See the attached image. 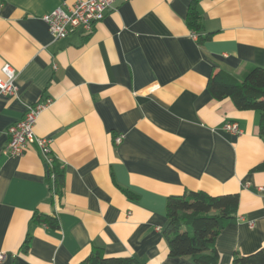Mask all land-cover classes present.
<instances>
[{
  "label": "crops",
  "instance_id": "1",
  "mask_svg": "<svg viewBox=\"0 0 264 264\" xmlns=\"http://www.w3.org/2000/svg\"><path fill=\"white\" fill-rule=\"evenodd\" d=\"M75 1L0 0V68L16 73V95L0 96V264H81L92 247L194 264L169 256L163 234L167 198L189 191L239 196L214 240L219 264L262 247L264 171L251 170L264 161L259 113L215 100L206 84L217 70L264 67V0H199L211 33L202 43L185 22L191 0H115L89 34L55 40L42 17ZM46 98L33 131L51 140L60 196L36 144L5 153L8 127Z\"/></svg>",
  "mask_w": 264,
  "mask_h": 264
},
{
  "label": "trees",
  "instance_id": "2",
  "mask_svg": "<svg viewBox=\"0 0 264 264\" xmlns=\"http://www.w3.org/2000/svg\"><path fill=\"white\" fill-rule=\"evenodd\" d=\"M199 0H191L186 25L202 43L211 37L204 31L198 7ZM215 100L229 98L238 110H254L259 113V136L264 141V67L248 65L239 76L224 70L212 72L206 84ZM252 171H264V161ZM53 174V178H50ZM47 182L57 196L63 187V169L57 160L47 168ZM239 196L237 193L210 195L203 191H189L170 196L166 201L167 222L163 230L171 257L189 256L194 264H219L214 240L225 223L235 217ZM33 222L46 223L57 228L53 216L35 213ZM28 247V238L22 249ZM81 264H141L131 256H105L102 249L92 247L87 260ZM232 264H264V245L250 254H235Z\"/></svg>",
  "mask_w": 264,
  "mask_h": 264
},
{
  "label": "built area",
  "instance_id": "3",
  "mask_svg": "<svg viewBox=\"0 0 264 264\" xmlns=\"http://www.w3.org/2000/svg\"><path fill=\"white\" fill-rule=\"evenodd\" d=\"M114 1L76 0L67 10L57 7L49 14L44 15L42 20L55 40L63 39L74 31L87 35L93 30L95 24L103 19ZM15 76V71L8 64H4L0 68V96L16 95ZM51 102V98H46L27 106L22 117L8 127V142L5 147L7 155L11 157L20 156L29 145L36 144L46 167H51L56 160L50 149L51 140L46 137L36 136L33 131V126L39 113L49 106ZM223 128L235 134L241 133L236 122H226ZM122 139L123 135H118L115 137L114 142L119 143ZM50 178H53V174H50ZM51 189L55 191L53 187ZM249 225L252 226V222H249ZM2 258L3 254L0 253V259Z\"/></svg>",
  "mask_w": 264,
  "mask_h": 264
}]
</instances>
